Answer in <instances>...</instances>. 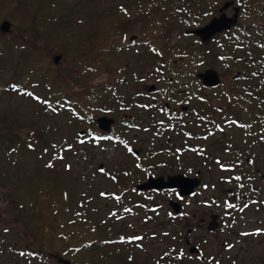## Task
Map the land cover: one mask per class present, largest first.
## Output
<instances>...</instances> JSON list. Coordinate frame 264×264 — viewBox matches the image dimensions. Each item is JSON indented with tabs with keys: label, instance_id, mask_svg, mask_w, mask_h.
Returning a JSON list of instances; mask_svg holds the SVG:
<instances>
[{
	"label": "rangeland",
	"instance_id": "1",
	"mask_svg": "<svg viewBox=\"0 0 264 264\" xmlns=\"http://www.w3.org/2000/svg\"><path fill=\"white\" fill-rule=\"evenodd\" d=\"M8 1L10 0L1 2L8 3ZM18 1L31 7L32 11H44L50 14V18L57 20L58 23L64 22L65 27H58L55 34L69 38L67 42L69 51L66 50V55L54 49L46 52L35 47L30 48L32 53L37 52L40 57H47L49 63L53 62L54 56H59V63L52 64L60 67L71 65L77 58L91 52L99 55L98 73L92 77L93 85L114 84L116 90L108 98L106 97L104 102L100 101L98 110L92 114L93 119L107 117L112 119L114 124L117 120V111L131 110L125 104L132 94L138 93L142 84L145 86L144 90L155 86L157 88L168 79L173 80L172 85H175L180 69L192 75L200 71L204 73L203 70H206L202 66L197 67V63L181 66L176 60V65L170 64L167 68H161L157 64L161 59L153 56L152 53L157 56V54L164 55L166 51L169 52L170 57L174 49L185 53L187 51L192 55L185 58L184 62H188L189 59L199 61L201 50L187 45L190 40L182 33L186 28L177 20L175 13L157 11L153 8V2H145V0ZM5 21L10 24V31L0 33L4 37L3 41L11 44L9 42L11 33L17 30L8 18L0 17V26ZM169 32L171 38L168 37ZM133 39L140 44L134 45L135 41H130ZM150 39H152L150 43L154 46L151 50L145 46ZM10 54L11 58L4 67H1L3 70L0 72V82L15 79L18 68L13 64L14 61L22 59V55L17 50H13ZM204 59L210 58L204 57ZM30 65L36 64L26 63V67ZM212 67L222 75L221 80L231 77V73L229 74L221 64L214 62ZM218 77L220 78L219 75ZM33 92L37 96H43L38 87L33 88ZM212 98L216 100L213 110H216L215 107L218 105L224 106L225 109L222 97H217L215 94ZM195 108L203 111L199 107ZM207 111L213 112L210 108ZM235 112L234 109L229 114L233 116ZM217 115L219 114L216 112L211 117L216 118ZM251 117H248L251 120L250 129L246 132L242 131L243 136L237 129L231 127L224 132L229 142L224 145L221 142L223 146L219 143V150L214 152L218 158L217 163L214 159H206L203 153L197 157L186 153L184 157L185 167H189L192 176L198 177L204 184L199 187L200 190L202 188V194L198 198L200 200H209L215 192L220 195L221 188L235 187L242 188L243 191L260 192L254 197L246 196L253 198V205L245 213L236 214L237 222L243 230L252 231L254 235L245 238L246 243L240 248L242 252L233 250L229 254L235 255L237 262L241 264H264V183L256 173L257 169L264 173V119ZM74 121L75 117L70 113L56 111L54 114H43L41 105L33 96L26 98L18 95L17 92L1 94L0 127L5 129L3 137L11 143L9 152L0 150V264H37L38 258L35 253L43 257L56 256L70 264L85 262L117 264V252L120 251L119 255H123L124 252L128 255L126 250H133L128 246L117 245L116 238L123 233L124 235L140 234L144 213L138 214L136 219L130 217L117 219V212L128 206L130 201L127 198L117 200V187L120 189L126 186L124 179L117 184V175L123 176L127 168L132 171L129 176L131 179L141 177V174L134 169L133 161L126 156V151L117 147V128L111 127L110 132L114 133V136L102 137L100 134H94L95 138L87 143L83 138L81 140L76 138V135L83 131L87 135L94 130L93 121L85 117L82 125L72 126ZM29 124L43 128L56 146L59 144L66 147L72 140L80 142L75 143L76 148L69 150L60 163L57 160L50 164L52 155L49 151L40 150L37 154L36 151L28 149L10 136L12 127L13 132L17 131V137L25 138ZM121 135L127 143H132L131 134L121 133ZM221 136L222 134L218 132L214 138L221 140ZM205 142L199 144L208 146L207 151L210 153L211 150L208 149L212 138ZM224 147L227 148V152ZM164 153L166 154V151ZM246 160L249 161L245 163ZM239 162H242V165H239L237 171L244 178H248L243 184H234L226 180V175L229 171L236 173V164ZM178 166L174 167V172L179 170ZM170 170L168 165L167 171ZM104 192L112 196L106 198ZM9 195L19 202L24 197L29 203L26 211L20 212L18 207L14 206L12 208L11 201L7 198ZM218 197L217 200L220 201ZM156 199L158 198H155V201ZM167 200L174 199L171 196L159 200L163 204L160 212L155 211L153 214V228L173 233L179 231L176 226L179 220L173 221L166 211ZM205 211L210 212L203 206L198 207L194 200L184 209V216L189 218L190 223H194ZM214 212L219 215L220 208H216ZM191 215L195 218L190 219ZM80 219L82 221H79ZM131 221L135 223L134 227L126 229L123 223ZM158 223L165 224L166 227L159 228ZM107 238H111L113 242L106 243ZM92 239L96 241L90 249L72 251L77 254L76 259L69 258L70 254L65 255L63 252L72 245ZM212 239L213 237L208 236L209 241L202 245L206 258L215 252ZM67 242H70V245ZM167 246L169 247L168 244ZM160 248L162 252L165 247L162 245ZM135 254L139 252L136 251ZM223 264H226L225 261Z\"/></svg>",
	"mask_w": 264,
	"mask_h": 264
},
{
	"label": "flooded vegetation",
	"instance_id": "2",
	"mask_svg": "<svg viewBox=\"0 0 264 264\" xmlns=\"http://www.w3.org/2000/svg\"><path fill=\"white\" fill-rule=\"evenodd\" d=\"M145 2H153V8L157 11H173L177 20L186 28L182 33L190 40L187 45L201 50L199 61L189 59L188 62H184L185 58L192 55L187 51L185 53L174 49L170 57L169 52L166 51L164 55L156 56L152 53L153 56L161 59L157 62L161 68H167L170 64L176 65V60L181 66L197 63V67L202 66L206 69L203 70L206 73L214 71L212 66L216 62L224 66L225 70L231 73V77L221 80L222 75L214 71L220 76L219 83L216 86H208L199 77L204 74L201 71L192 75L180 69L175 85H172L173 80L168 79L157 88L155 86L144 90L145 86L142 84L138 93L132 94L125 104L131 110L117 111V120L111 126L113 129L117 128V147L126 151V156L133 161L134 169L141 174V177L131 179L129 176L132 171L127 168L123 176L117 175V184L123 182V179L126 184L120 189L117 187V200L124 198L130 200L128 206L117 212V219L129 217L136 219L138 214L144 213L140 234L117 235V245L133 249L126 250L128 255L125 252L119 255L120 251L117 252V264H223L224 261L226 264L228 262L241 264L237 262L235 255L229 253L233 250L242 252L240 248L246 243L245 238L254 234L252 231L243 230L237 222L236 214L245 213L253 205V198L246 196L254 197L260 192L243 191L242 188L235 187L221 188L220 195L215 192L209 200H200L198 198L202 194V188L200 190L199 187L204 184L198 177L192 176L189 167H185L184 155L191 153L197 157L203 153L206 159H214L217 163L218 158L214 152L219 150V143L223 146L224 143L229 142L224 135L227 128L237 129L243 136L242 131L246 132L250 129L249 116L264 119V0H145ZM212 21H216L217 24L210 37L203 35L205 37L203 39L196 34ZM169 34L170 32L168 37L171 38ZM151 40L145 45L150 50L154 48L150 43ZM130 41H135L134 45L140 44L136 39ZM204 57L210 58V61L205 60ZM215 94L223 98L225 109L224 106L219 105L215 107L216 110L212 109L216 103L212 98ZM209 108L213 112L207 111ZM234 109L236 112L232 116L229 112ZM216 112L219 114L218 117L212 118L211 116ZM98 118L92 120L94 130L89 133L90 135L87 134L89 137L92 134L90 140L95 138L94 134L106 137L112 129L110 128L108 133L99 131L96 126ZM218 132L222 134L221 140L214 138ZM121 133L131 134L132 143H127ZM209 138H212L208 149L211 150L210 153L207 151L208 146L199 144ZM224 150L228 151L225 147ZM248 161L246 160L245 163ZM241 163L236 164V173L229 171L226 175L227 181L243 184L248 178H244L237 171ZM179 164L182 165L178 166ZM168 165L170 171H167ZM177 166L179 170L174 172V167ZM256 173L264 183V173L259 169ZM196 175H198L197 171ZM174 176L195 180L199 184L188 195H181L178 188L144 189L143 187L149 180L162 179L163 182H167L168 178ZM103 195L106 198L112 196L106 192ZM171 196L174 200L166 201V211L173 221L179 220L176 225L179 231L171 233L167 230L154 229L153 214L155 211L160 212L163 204L159 200ZM155 198L158 199L155 201ZM194 200L198 207L203 206L210 212L205 211L196 222L190 223L189 218L184 216V209ZM171 204H178V212L174 211ZM216 208H220L219 215L214 212ZM193 218L195 216L191 215L190 219ZM134 224L132 221L123 223L126 229L134 227ZM163 226L166 227L165 224L158 223L159 228ZM208 236L213 237L215 252L206 258L202 245L209 241ZM162 245L165 248L161 252ZM136 251L139 254H135ZM35 255L38 258L37 264H64L63 259H58L56 256L43 257L37 253ZM83 264H91V262Z\"/></svg>",
	"mask_w": 264,
	"mask_h": 264
},
{
	"label": "trees",
	"instance_id": "3",
	"mask_svg": "<svg viewBox=\"0 0 264 264\" xmlns=\"http://www.w3.org/2000/svg\"><path fill=\"white\" fill-rule=\"evenodd\" d=\"M1 1L3 0H0V17L10 19L19 32L14 30L11 33V41H9L11 44H6L3 41L4 37L0 33V72L3 70L1 67H4L9 58H11L10 53L13 50H17L22 55V59L14 61L13 65L18 68L15 73V79L0 82V98L2 93L17 92L18 95L26 98L33 96L41 105L43 114H54L56 111L70 113L71 116L75 117L72 126L82 125V120L85 117L92 121V114L98 110L100 101L104 102L105 98H108L116 90L114 84L93 85L92 77L95 73H98L97 60H99V55L96 52H91L77 58L71 65L54 66L53 62L49 63L47 57L42 58L37 52L32 53L30 48L35 47L46 52L54 49L66 55L67 51H69L67 46L69 38L55 34V30L58 27H65L64 22L58 23L57 20L50 18L51 15L44 11H32L31 7L22 4L18 0H10L8 3ZM28 62H33L36 65L26 67ZM36 87L40 88L43 96L34 94L33 88ZM27 127L29 130L25 138L17 137V131L13 132L14 128L12 129V127L10 136H13L14 140L22 143L28 149L36 151L37 154H39L40 150L49 151L52 155L50 164L57 160L60 163L69 150L76 148L75 143L80 142L72 140L66 147L59 144L56 146L48 138L43 128H37L32 124L27 125ZM3 135H5V129L0 127V137L2 136L0 150L9 152L8 148L11 142L8 143ZM89 135L78 133L76 138L79 140L83 138L88 143L92 137V134L90 137ZM108 136H114V133L110 132L106 137ZM7 198L11 201L10 206L12 208L13 206L18 207L20 212L26 211L29 205L24 197L21 198L20 202L16 201L11 195L7 196ZM79 221H82V219ZM95 241L96 239L88 242L81 241L72 245L69 249L66 248L63 252H65V255L70 254L69 258L76 259L77 256L75 255L77 254L75 252L82 251V249H90ZM70 242L67 243L70 245ZM105 242L113 241H111V238H107ZM73 250L75 252H72Z\"/></svg>",
	"mask_w": 264,
	"mask_h": 264
},
{
	"label": "water",
	"instance_id": "4",
	"mask_svg": "<svg viewBox=\"0 0 264 264\" xmlns=\"http://www.w3.org/2000/svg\"><path fill=\"white\" fill-rule=\"evenodd\" d=\"M217 22L212 21L205 29L197 31L196 34L200 35L203 39L205 37H210L214 33V29L216 27ZM10 31V24L8 22H3L0 26L1 33H8ZM205 35V37L203 36ZM207 35V36H206ZM60 61L59 56L53 57V62L58 64ZM200 79L203 81L205 85L208 86H216L219 83V78L214 71H207L206 73L199 76ZM113 125V120L107 117H100L96 119V126L99 131L108 133L110 131L111 126ZM80 134H84V132H80ZM264 178V177H263ZM199 182L191 179H186L182 176H174L168 178L167 182H163L162 179L158 180H149L143 187L144 189H166V188H178L180 190L181 195H188L190 194L195 187H197ZM141 189V187L139 188ZM174 208L175 212H178L179 206L178 204H171ZM64 264H68L67 261L62 260Z\"/></svg>",
	"mask_w": 264,
	"mask_h": 264
}]
</instances>
